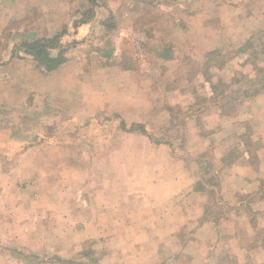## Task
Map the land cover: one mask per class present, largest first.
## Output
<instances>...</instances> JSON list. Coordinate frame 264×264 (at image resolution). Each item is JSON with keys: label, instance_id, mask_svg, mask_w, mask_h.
<instances>
[{"label": "rangeland", "instance_id": "374dc122", "mask_svg": "<svg viewBox=\"0 0 264 264\" xmlns=\"http://www.w3.org/2000/svg\"><path fill=\"white\" fill-rule=\"evenodd\" d=\"M173 1L180 5L171 4L173 9L169 11L168 5ZM246 2L243 0L242 3ZM189 3L193 5L194 0H86L85 6H74L75 15L83 19H105L108 30L89 33L84 43L66 39L65 30L48 37L54 24H47V32L40 36L46 39L59 34L61 45L50 49V56L57 58L66 54L67 58L72 55V59L65 62L70 61L66 71L78 76L79 84H82L75 87L73 84L77 86V83L67 82L70 89L78 90L79 96L66 88L61 89L58 97L49 94L44 99L49 107H41V97L32 95L26 103L13 101L14 105L8 107L11 88L23 82L22 72H14L13 82L8 81L6 65L9 60L20 58L22 70H32L34 66L46 68L19 47L24 43L23 36L36 29V20H11L5 28L1 27L0 264H136L140 257L152 258L151 251L144 252L139 248L142 245L150 247L154 242L152 237L159 241L160 247L165 246L160 258L164 263L172 258L169 264H200L212 253L203 243L189 250L185 248L194 239L195 224L192 233L186 231L185 234L184 230L176 238L166 235L169 231L167 219L164 235L93 233L92 226L99 231L105 225L103 218L95 215L98 210L93 207H98V203L89 206L88 200H94L98 195H112L105 180L108 184L110 178L116 179L124 173L113 167L121 158L114 155L107 171L103 164L111 149L116 151L125 145L126 139L121 133L127 130L122 128H130L136 123L146 125L148 134L155 139L152 141L171 145L175 156L187 158L193 173L199 177L200 186L203 183L208 187V209L213 222L216 219L236 222L234 230L239 233L225 235L219 242L220 247L214 254L216 264H264V252L260 256L252 249L258 242H264V24L253 29L248 39L225 34L213 44L205 45L186 43L181 37L186 29L183 25L178 32L171 31V38L176 33L177 41L168 47L162 43L167 30L163 24L167 27L186 24L191 11L185 7ZM258 4L259 9L245 11V15L264 17V1ZM208 12L209 15L215 13L212 8H208ZM128 19L140 20L138 29L144 27L143 37H136V27L130 38L115 37ZM210 21L212 25V19ZM39 25L45 27V24ZM249 39L252 49L239 52L241 48H247L244 44ZM165 48L168 55L176 56L170 66L159 58ZM13 50L15 54L10 57L9 52ZM256 50L258 54H255ZM94 51L99 54H91ZM104 67L111 70L110 78L97 79L94 72ZM128 67L140 72L144 82L151 80L143 85L147 90L145 99L160 102L148 107V116L138 122L129 120L132 117L127 118L125 113L136 108H125L126 96L140 93L137 90L130 92L137 85L128 87L124 84L128 81L125 82L120 73ZM143 68L147 70L142 72ZM47 74L51 76L50 71ZM168 86L173 89L167 90ZM140 90L144 91L142 87ZM64 101L67 108L57 116L56 105ZM106 101L113 105L106 104L109 109L103 112L105 106L100 104ZM134 145H138L137 142ZM190 145L192 149L203 148L202 152L190 156L186 153ZM140 146L143 147L141 142ZM123 157H127V152ZM233 165L240 178L232 179ZM221 182L240 184V189L237 194L227 195ZM116 190L120 188L114 187L113 195L118 194ZM149 190L150 187L144 186L138 194L142 195L140 199L146 208L147 200L152 199ZM136 195L129 193L133 199ZM238 203L241 209L237 207ZM144 220L146 223L151 221ZM107 224L114 230L120 229V221L116 218L112 222L108 220ZM37 231V235L31 234ZM235 241L244 248H235L232 244ZM246 252L250 253L245 258Z\"/></svg>", "mask_w": 264, "mask_h": 264}, {"label": "crops", "instance_id": "0c3cea01", "mask_svg": "<svg viewBox=\"0 0 264 264\" xmlns=\"http://www.w3.org/2000/svg\"><path fill=\"white\" fill-rule=\"evenodd\" d=\"M246 1V3H242L243 0H194L193 5L189 3L185 7V9H188L189 12L191 11L188 14V18L186 19V24L179 26L170 25L168 27L166 24H163L167 30L165 31V36L162 43L168 44V47H172L171 43L176 42L177 39L176 33H174L173 38H171V31L178 32L179 28H183V25L186 27V29H184V35L181 37H184L186 43L195 42L204 45L210 43L213 44L219 36H224L225 34L231 37L237 35L242 39H248L253 29L260 27V25L261 27L263 26L264 17H253L251 13L249 17H247V15H245V11L253 12L255 11L254 9H259L258 2H262L264 0ZM85 2L86 0H79V2L77 0H0V12H2V14H0V29L1 27L5 28L4 25H6L7 21H22L31 18L33 21L36 20L34 23H37V26L35 30L23 36L24 43L26 41L32 42L34 40L37 41L42 39L40 35H45L47 32L46 25L49 23L54 24V28L52 29L51 34L48 33V37H51L52 34L55 35L56 33L61 32V30H65L64 36L66 39H74L77 42L84 43L86 42V37L89 33L92 34L94 31L101 32V30L107 32L108 30V25L105 19L99 20L97 17L83 19L79 17L80 15H75L77 10H75L74 6L82 4L85 6ZM171 4L174 6L180 5L174 1L170 2L168 5L169 11L173 9ZM204 8L205 10L202 11ZM208 8H212V11L215 13L209 15ZM210 19H212V25H210ZM39 24H45V27ZM122 24L123 25L121 26L118 35L115 34V37L119 36V38L121 37L122 39L127 37L130 38L134 33V27H136L138 30V36L136 37H143L141 32L144 30V27H142L141 30L138 29V26L141 25L140 20L133 22L128 19ZM241 27L244 29L242 30ZM41 28L43 30H41ZM237 28H240L241 30ZM150 37H154L152 33ZM181 37H179V40H181ZM239 41L241 40L239 39ZM19 47H21V45ZM166 49L167 48H165L163 53L159 55V58L163 59V61L170 66V63L175 61L176 56L166 54ZM9 53L10 57L15 54L14 50L12 53ZM91 54L97 55L99 53L94 51V53ZM107 54L108 52L105 53V56ZM63 56L65 57L67 55L63 54ZM71 57L72 55L70 54L67 58L65 57L66 61L71 60ZM164 58H168V60ZM19 60L20 58H13V60H9L6 65L7 70H9L8 81L13 80V77L15 76L14 72H22L23 77V82L20 83L19 86L16 85L14 89L11 88L10 91L12 103L11 101L7 103L8 107L14 105V103L17 102L26 103L29 95H32L33 97H41V107H49L48 103L44 101V99H46L49 94H55V96L58 97L59 93L62 91L61 89L65 88L69 91L71 90L72 94L78 95V90L70 89L67 85V82L77 83V86L73 84L75 87H81L82 85L79 84L78 76L67 73L66 70H68L70 67H67V64L70 61L58 66L54 71L51 72L50 76L47 74L49 71L42 69V67L41 69L43 71L41 69H37L35 66L32 70L20 69ZM72 65L75 67L74 64ZM39 67L40 66H38V68ZM74 67L72 68L75 69ZM130 69L131 68L129 67L124 69L122 72L123 74L120 73L122 75L121 77H123L125 82L128 81L124 83L126 86L131 87L137 85L136 89L134 88L133 91L130 92H136L137 90L140 93L138 95L134 94L135 96L132 95L131 97L126 96L125 101L127 103L125 108H127V106H131L132 108L136 107L137 109L133 108L131 110H126L125 113L127 118L132 117L129 120L138 122L144 120V118L148 116V107L159 105L160 102H149L148 99H145L144 93L147 90L144 89L143 85L145 82L146 84L150 83L149 81L151 80L147 79L144 82V79H142L140 76V72L131 71ZM145 70L147 69L143 68L142 72ZM94 73L96 74L95 77L97 79L102 77L107 80L110 78V73L112 72L110 69H108V67H104L99 68V70ZM128 87H126V90L129 89ZM140 87H142L144 91H141ZM154 89L155 87L152 86V90ZM166 89L171 90L173 87L168 86ZM2 102L3 101L0 100V106H2ZM106 104L112 103L110 101H106L105 104L101 103L100 106H105L103 107L105 108L103 112H106L107 109H109V105L107 106ZM65 105V101L62 104L58 103L56 105L57 116L63 114L64 109L67 108ZM94 105L95 107L97 106V104ZM125 108L121 107L123 110ZM100 113H102V110H100ZM133 114H135V117ZM1 133L2 132H0V136ZM121 135V137H125L126 139L124 140L125 145H121L116 149V151H112L111 149L108 153V157L106 156L105 158L103 166L105 171H107L112 166L110 159L113 158L114 155L118 154L121 160L113 167L115 169L120 168L121 172L124 173H121L120 177L116 179L113 177L110 178V182H108V184L107 180H105V185L106 187L110 188L112 195H98L97 197H94V200H88L89 206H91L92 203H98V207H93L94 209L98 210V214L95 215H97V217L103 218V223L105 225L104 229L99 231H97V228L95 230V227L92 226L94 229L93 233H102L109 236H132L135 235L134 233L141 236L146 234L147 237H149L148 235H164L166 231L165 226L167 223L165 219H167V230L169 231H167L166 235H171L172 238H176V236H180L184 230L185 234L186 231H190V233H192V225L195 224L197 225V229L193 233L194 239L190 241L185 248L189 250L194 246H201L202 243L203 246L207 244L212 253H210L208 250V253L210 254L204 257L200 264H216V255L214 254H216L218 248L220 247L219 242L225 235H236L239 233V231L234 230L236 222L233 220L228 222H220L217 219L213 222L211 220V210L208 209L210 206L208 187H206L203 183V186H200L201 184L199 177L193 173L192 169L188 165L187 158L175 156L173 151L174 148L171 147V145L154 142L147 135H143L140 132L125 131L121 133ZM136 142L138 145H134ZM140 142L143 144V147L140 146ZM187 149L188 150L186 153L190 156H193L194 154L197 155L199 151L202 152L203 148L199 149L196 147L195 149H192V146L190 145ZM126 152L127 157L124 158L123 155ZM135 156L136 159H134ZM235 169L236 165H233L232 179L235 177L240 178L239 171ZM128 171L132 173H129ZM235 173L237 175H235ZM142 183L146 184L144 186L150 187L149 193L152 197V201L149 199L147 200V208L145 207V202L140 199L142 198V195H138L141 194L140 191L142 187H144L141 185ZM197 183H199V185H196ZM1 186L2 183L0 177V187ZM221 186L227 195H229L231 192L236 193L237 190L240 189V184L235 185L232 182L231 185L229 183L224 184L221 182ZM114 187L120 188V190H116V193H118L116 195H113ZM130 187L133 188V190H128ZM130 192L137 194L135 196L136 199L129 197ZM73 204H75L74 200ZM149 207H151V214L149 213ZM237 207H240V209L242 208L241 204H239ZM239 213L242 214V211L240 210ZM128 217L130 219L133 218L132 221H130ZM113 218H116L118 221H120L119 230H114L112 225L107 224L108 220L109 222H112ZM144 219H151V221L150 223H146ZM198 220L200 221L201 225H198ZM146 226H148L149 229H146ZM32 233L37 235L38 231L31 232V234ZM209 239L212 241L210 240L211 242H209ZM152 240L154 242L150 247L146 248L145 245H142V247L139 246V248L143 251H151V254H153L151 256L152 258L149 259L148 257H140L136 264H169V262L173 261V259L170 258L169 262H162L160 259L162 256L161 252L165 249V246L160 247L158 244L159 241L157 242L155 237H152ZM232 244H234V247L237 249L244 248V246H238L236 241ZM252 249L255 251V253L258 252L261 256L264 252V242H258V244H256V246ZM248 253L250 252L244 253L243 256L246 258ZM148 259L150 262L147 261ZM180 259L181 258H179V260ZM238 261L240 262L241 260L238 259Z\"/></svg>", "mask_w": 264, "mask_h": 264}, {"label": "trees", "instance_id": "16d2710c", "mask_svg": "<svg viewBox=\"0 0 264 264\" xmlns=\"http://www.w3.org/2000/svg\"><path fill=\"white\" fill-rule=\"evenodd\" d=\"M91 1V0H88ZM94 1V0H92ZM93 4H95V2H92ZM57 34L56 36H54L53 38H42L39 39L37 41H32V42H25L21 45V48L25 49V53L32 56L34 58V60H36L38 63H43L46 70L47 71H54L58 66L64 64L66 62V58L61 54L59 57L57 58H52L50 56V49H56V48H60V35ZM245 47L247 46V48H242L239 50V52H247V49H252L253 44H251V40H247L245 42ZM169 46V45H168ZM244 47V46H243ZM166 54H167V49H166ZM255 54H258V50L254 51ZM166 60H168V58H164ZM214 90H216V88H213ZM123 126V123H122ZM124 130H127V132H140L143 135H147L150 139H154L151 135L148 134L147 130H146V125L144 124H140V123H136L134 125H132L130 128H122ZM155 140V139H154Z\"/></svg>", "mask_w": 264, "mask_h": 264}]
</instances>
